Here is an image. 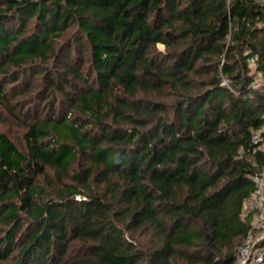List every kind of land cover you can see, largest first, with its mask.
Masks as SVG:
<instances>
[{"label": "trees", "instance_id": "1", "mask_svg": "<svg viewBox=\"0 0 264 264\" xmlns=\"http://www.w3.org/2000/svg\"><path fill=\"white\" fill-rule=\"evenodd\" d=\"M3 112L0 264H238L264 2L0 0Z\"/></svg>", "mask_w": 264, "mask_h": 264}, {"label": "built area", "instance_id": "2", "mask_svg": "<svg viewBox=\"0 0 264 264\" xmlns=\"http://www.w3.org/2000/svg\"><path fill=\"white\" fill-rule=\"evenodd\" d=\"M258 1L264 2V0ZM252 134V141L260 142L264 150V124ZM250 179L255 187L252 193L244 199L243 212L252 216L251 227L247 230L239 247L237 262L238 264H264V168Z\"/></svg>", "mask_w": 264, "mask_h": 264}, {"label": "rangeland", "instance_id": "3", "mask_svg": "<svg viewBox=\"0 0 264 264\" xmlns=\"http://www.w3.org/2000/svg\"><path fill=\"white\" fill-rule=\"evenodd\" d=\"M159 49H163L162 44L157 45ZM2 122L0 123V130L8 134L12 139H14L18 145H22V140H21V135H22V128L19 126V124L15 123L14 121L11 120V118L5 114L4 112L2 115ZM49 174L53 175L51 171H48ZM136 237V240L139 242H143V244H149L151 243V240L154 238V235H151V233L141 230V232H137L134 234ZM179 264H187L181 260H177L175 262Z\"/></svg>", "mask_w": 264, "mask_h": 264}]
</instances>
